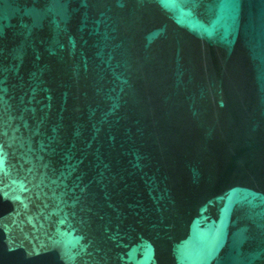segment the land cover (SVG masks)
I'll list each match as a JSON object with an SVG mask.
<instances>
[{
    "label": "water",
    "instance_id": "obj_1",
    "mask_svg": "<svg viewBox=\"0 0 264 264\" xmlns=\"http://www.w3.org/2000/svg\"><path fill=\"white\" fill-rule=\"evenodd\" d=\"M0 264H264V0H0Z\"/></svg>",
    "mask_w": 264,
    "mask_h": 264
}]
</instances>
